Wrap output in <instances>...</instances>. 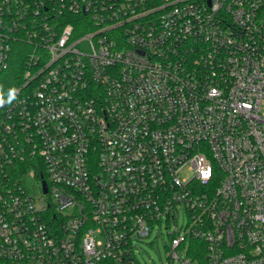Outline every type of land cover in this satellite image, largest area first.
<instances>
[{
	"label": "built area",
	"instance_id": "1",
	"mask_svg": "<svg viewBox=\"0 0 264 264\" xmlns=\"http://www.w3.org/2000/svg\"><path fill=\"white\" fill-rule=\"evenodd\" d=\"M12 71L0 264H139L179 206L172 259L264 264V0H0Z\"/></svg>",
	"mask_w": 264,
	"mask_h": 264
},
{
	"label": "rangeland",
	"instance_id": "2",
	"mask_svg": "<svg viewBox=\"0 0 264 264\" xmlns=\"http://www.w3.org/2000/svg\"><path fill=\"white\" fill-rule=\"evenodd\" d=\"M189 170L184 171V175L189 174ZM27 187L33 195H40V182L36 179L29 177L26 181ZM179 216L177 223L171 220L170 227H167V222L156 223L149 236L134 240V252L139 264H180L178 259H172L169 256L170 250L168 249L170 243L169 234L174 232V227H177L178 232H182L188 224V216L183 207L179 206ZM191 249H193L190 241H187L186 248L179 247L176 252L181 259L186 257Z\"/></svg>",
	"mask_w": 264,
	"mask_h": 264
},
{
	"label": "trees",
	"instance_id": "3",
	"mask_svg": "<svg viewBox=\"0 0 264 264\" xmlns=\"http://www.w3.org/2000/svg\"><path fill=\"white\" fill-rule=\"evenodd\" d=\"M19 82L20 80L17 79V76L13 74V71L4 74V77H0V96L6 95ZM27 170L28 169L27 167H25L24 164H17L12 167H8V171L10 175H16L17 173L20 175L22 171H27ZM190 244L193 247L192 249L193 252L195 251V253H192V257L196 260V264H203L202 252L198 251V249L202 247V243L197 240H191Z\"/></svg>",
	"mask_w": 264,
	"mask_h": 264
},
{
	"label": "clouds",
	"instance_id": "4",
	"mask_svg": "<svg viewBox=\"0 0 264 264\" xmlns=\"http://www.w3.org/2000/svg\"><path fill=\"white\" fill-rule=\"evenodd\" d=\"M14 95H15V90H13V92L10 94L9 99H12L14 97Z\"/></svg>",
	"mask_w": 264,
	"mask_h": 264
},
{
	"label": "water",
	"instance_id": "5",
	"mask_svg": "<svg viewBox=\"0 0 264 264\" xmlns=\"http://www.w3.org/2000/svg\"><path fill=\"white\" fill-rule=\"evenodd\" d=\"M42 189H43V191L45 192L46 191V188H45V182H42Z\"/></svg>",
	"mask_w": 264,
	"mask_h": 264
}]
</instances>
